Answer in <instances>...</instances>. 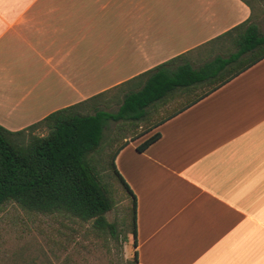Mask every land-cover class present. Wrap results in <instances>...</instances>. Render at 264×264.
<instances>
[{
    "label": "crops",
    "instance_id": "1",
    "mask_svg": "<svg viewBox=\"0 0 264 264\" xmlns=\"http://www.w3.org/2000/svg\"><path fill=\"white\" fill-rule=\"evenodd\" d=\"M249 16L240 0H0V126L25 129ZM155 131L115 158L137 264H264V59Z\"/></svg>",
    "mask_w": 264,
    "mask_h": 264
},
{
    "label": "trees",
    "instance_id": "2",
    "mask_svg": "<svg viewBox=\"0 0 264 264\" xmlns=\"http://www.w3.org/2000/svg\"><path fill=\"white\" fill-rule=\"evenodd\" d=\"M240 1L250 10L248 19L204 45L20 131L0 126V208L15 204L26 213L89 223L92 233L117 238L105 218L115 203L111 178L131 199L129 234L135 239L136 199L115 158L129 141L152 133L136 148L145 151L160 139V125L264 59V0Z\"/></svg>",
    "mask_w": 264,
    "mask_h": 264
},
{
    "label": "rangeland",
    "instance_id": "3",
    "mask_svg": "<svg viewBox=\"0 0 264 264\" xmlns=\"http://www.w3.org/2000/svg\"><path fill=\"white\" fill-rule=\"evenodd\" d=\"M259 26L264 31V14L259 17ZM120 142H111L109 149ZM108 181L114 189L115 203L105 218L115 225L117 238L92 233L89 223L30 214L15 204H7L0 208V264H135L130 251L133 243L127 247L124 240L132 238L131 199L120 184L111 178Z\"/></svg>",
    "mask_w": 264,
    "mask_h": 264
}]
</instances>
